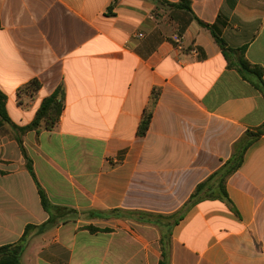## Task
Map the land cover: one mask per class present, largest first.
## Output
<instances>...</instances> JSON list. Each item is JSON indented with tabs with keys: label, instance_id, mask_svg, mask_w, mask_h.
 <instances>
[{
	"label": "crops",
	"instance_id": "crops-1",
	"mask_svg": "<svg viewBox=\"0 0 264 264\" xmlns=\"http://www.w3.org/2000/svg\"><path fill=\"white\" fill-rule=\"evenodd\" d=\"M189 1L0 0L11 120L0 128V246L54 222L30 235L23 264H161L163 252L169 264H264V135L227 179V198L190 203L264 124V92L212 34L264 70V0ZM57 92V124L21 133Z\"/></svg>",
	"mask_w": 264,
	"mask_h": 264
},
{
	"label": "trees",
	"instance_id": "trees-1",
	"mask_svg": "<svg viewBox=\"0 0 264 264\" xmlns=\"http://www.w3.org/2000/svg\"><path fill=\"white\" fill-rule=\"evenodd\" d=\"M163 4H168L175 8L180 9H191V4L189 0H181L180 3H169L165 0H159ZM205 27H209L207 24H203ZM0 28H1V19H0ZM213 37L216 43L220 46L223 54H227L228 52H235L239 56V64L241 73L248 74L254 77L257 80L256 86L264 92V70L262 67L252 64L246 57V47L233 49L229 47L227 42L215 31L212 30ZM41 88V83L38 80L32 81L29 85L25 87L27 92L35 93ZM158 100V93H154L152 97V101L150 106L145 110L144 118L140 124L139 134L146 135L150 122L153 116V109ZM63 97L61 92H57L52 96L46 98L39 110L37 111L36 117L33 122L24 128H17L21 133H25L29 130H37L41 127H45L46 129H52L57 122L59 121L61 114L63 112ZM11 123L7 112V96L0 90V128H2L5 124ZM262 135H264V124L258 127L256 130H249L245 133V135L239 140V142L235 145L234 153L231 158L213 175H211L205 182L201 183L195 193L191 198V205L197 203L198 201L204 198H212V197H226V182L227 179L237 172L245 158V154L248 148L257 141ZM23 152L27 158V167L32 173L33 176L34 170L32 161L29 159L26 151L23 147L22 138H17ZM39 193L41 196V201L43 207L48 210L50 206L49 198L44 191V189L39 185ZM130 215H136L140 221L151 223V219L149 215L142 212H133ZM161 216H159L160 218ZM54 222L49 220L47 223L42 226L28 225L25 229L24 235L21 241L14 244H7L0 246V264H23L22 257L24 254V250L28 241V238L33 233V231L38 230L40 232H44L47 228L52 227ZM92 232H97L99 229L95 227H88ZM163 261L161 264H169L167 254L163 252Z\"/></svg>",
	"mask_w": 264,
	"mask_h": 264
},
{
	"label": "built area",
	"instance_id": "built-area-1",
	"mask_svg": "<svg viewBox=\"0 0 264 264\" xmlns=\"http://www.w3.org/2000/svg\"><path fill=\"white\" fill-rule=\"evenodd\" d=\"M172 39L176 45V49L178 51H180L181 53L184 52L186 47H185V42H184L183 38L180 35L176 34L173 36ZM195 52H196V50H195Z\"/></svg>",
	"mask_w": 264,
	"mask_h": 264
}]
</instances>
